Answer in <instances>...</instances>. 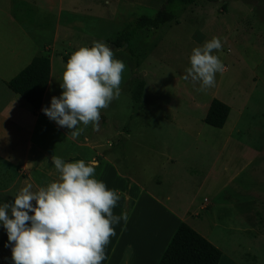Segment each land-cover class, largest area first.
Segmentation results:
<instances>
[{
    "label": "rangeland",
    "instance_id": "374dc122",
    "mask_svg": "<svg viewBox=\"0 0 264 264\" xmlns=\"http://www.w3.org/2000/svg\"><path fill=\"white\" fill-rule=\"evenodd\" d=\"M165 2L11 0V6L41 53L51 55L57 72L63 56L80 47L102 42L113 49V58L126 65L121 94L101 111L99 128L81 124V135L107 138V149L110 142L113 147L117 143L130 172L161 197L169 196L171 205L183 211L193 200L200 202L202 210L191 212L199 221H189L194 229L212 230L220 248L233 247L246 264H264V0H199L181 8L177 19L160 29L140 31L130 48L114 45L128 23L155 16ZM6 4L10 0H0V6ZM11 32L16 34L0 27L4 38ZM213 37L222 42L214 54L225 70L216 74L215 87L201 92L199 83L183 77L192 50ZM141 81L143 100L136 105L133 94ZM60 83L55 92L63 91ZM214 99L233 108L223 129L204 122ZM16 139L6 142L0 155L10 150L8 159L16 161L29 138L22 137L21 143ZM61 145L38 133L32 156L38 153L45 162L46 154ZM0 170L6 176L14 171L20 175L17 164L5 159Z\"/></svg>",
    "mask_w": 264,
    "mask_h": 264
},
{
    "label": "clouds",
    "instance_id": "9594fccd",
    "mask_svg": "<svg viewBox=\"0 0 264 264\" xmlns=\"http://www.w3.org/2000/svg\"><path fill=\"white\" fill-rule=\"evenodd\" d=\"M222 47L220 38L213 37L192 50L183 78L199 83L198 91L215 87L216 74L224 72L223 62L214 54ZM113 57V49L102 42L74 51L62 74V94L42 109L58 126L70 129L73 139L89 125L98 129L101 111L121 94L126 65ZM51 161L56 180L37 191L28 184L15 195L14 203L0 204V224L13 245L12 260L14 264H102L115 235L113 225L127 222L126 212H113L120 195L96 178L95 160L65 162L53 155Z\"/></svg>",
    "mask_w": 264,
    "mask_h": 264
},
{
    "label": "crops",
    "instance_id": "0c3cea01",
    "mask_svg": "<svg viewBox=\"0 0 264 264\" xmlns=\"http://www.w3.org/2000/svg\"><path fill=\"white\" fill-rule=\"evenodd\" d=\"M20 1L24 4L30 2V0ZM0 16H2L0 27L16 31V34L11 32L9 38L0 35V148L14 138H17V142L20 143L22 137L29 138L28 146L16 161L8 159L12 153L10 150L0 155V160L5 159L16 163L20 168V175H16L14 171L10 176H6V173L0 170V204L14 203L15 195L28 184L33 186V191H37L40 187L56 180L58 173L51 161L53 155L64 159L65 162L80 159L86 162L95 160L97 162L96 178L104 181L109 189L116 190L120 195V200L113 209L114 214L127 213V222L121 220L119 224L113 225L115 235L110 238V243L105 250L107 258L102 264H159L180 224L186 223L192 227L189 221L199 222L191 218V212L202 210L200 202L197 204V200H193L183 211L176 208L171 205L169 196L161 197L156 189H151L142 183L143 177L130 172L123 162L125 157L119 154L117 143L113 147L110 142L112 148L107 149V143H109L107 138L98 140L99 135L90 137L80 134L73 139L68 134L70 129L58 126L43 113L44 107H50L52 97H59L62 94V91L55 92L54 89L61 80V71L65 69L64 61L61 71L57 72L53 59L49 55L51 76L42 106L38 111L14 93L7 83L24 70L34 57L40 55L41 51L40 46L31 39L21 22L13 15L11 0L10 4L0 6ZM232 110L231 107V112ZM228 124L229 118L225 127ZM38 133H44L51 141L62 144L56 152L46 154L45 162L44 159H39L38 153L32 156L31 152L34 138ZM31 160H33L32 163ZM194 172L197 173L198 170ZM142 174L144 177L148 174L146 166ZM151 182L156 188L159 187L153 179ZM33 204L35 205L34 201ZM9 215L11 216L10 211ZM197 227L203 230L199 232L201 235L222 251L219 264H246L240 256L235 254L233 247L229 251L220 248V243L212 230ZM12 246L8 241L6 229L0 224V254L4 255L0 264H13Z\"/></svg>",
    "mask_w": 264,
    "mask_h": 264
},
{
    "label": "trees",
    "instance_id": "16d2710c",
    "mask_svg": "<svg viewBox=\"0 0 264 264\" xmlns=\"http://www.w3.org/2000/svg\"><path fill=\"white\" fill-rule=\"evenodd\" d=\"M199 0H166L162 9L155 16H142L128 23L114 40L117 48L131 47L140 31L145 29H160L175 21L181 8L194 5ZM70 57L63 56L67 63ZM51 76V59L46 53L34 57L32 62L15 78L7 83L8 87L21 96L35 111L43 103L44 95ZM145 83L138 84V90L133 94L136 105L143 100ZM231 113V107L219 99L211 102L204 122L214 128L223 129ZM222 251L207 238L186 223H181L159 264H219Z\"/></svg>",
    "mask_w": 264,
    "mask_h": 264
}]
</instances>
